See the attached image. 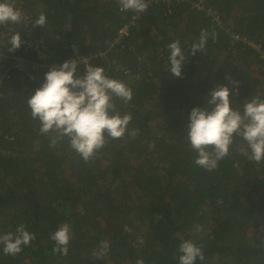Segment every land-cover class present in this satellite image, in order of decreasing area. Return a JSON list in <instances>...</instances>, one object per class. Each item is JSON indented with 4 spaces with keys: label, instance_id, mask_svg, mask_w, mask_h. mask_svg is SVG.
Returning a JSON list of instances; mask_svg holds the SVG:
<instances>
[{
    "label": "trees",
    "instance_id": "trees-1",
    "mask_svg": "<svg viewBox=\"0 0 264 264\" xmlns=\"http://www.w3.org/2000/svg\"><path fill=\"white\" fill-rule=\"evenodd\" d=\"M200 1L262 53L231 42L198 11ZM13 2L22 19L0 25V41L29 32L45 55L42 65L31 66L32 49L0 48L6 54L0 60V235L24 224L36 238L15 256L0 247V264H179L184 240L202 248L205 259L194 264H264V162L240 155L246 144L235 137L229 155L209 172L195 165L197 154L185 138L188 113L208 107L207 94L218 85L230 89L234 110L264 99V0H147L141 14L121 11L117 0ZM41 13L46 25L32 27ZM131 22L115 41L119 26ZM202 30L208 34L204 52L189 55ZM177 40L186 57L181 77L168 71V45ZM91 54L89 64L131 89L127 104L115 103L121 115L131 114L129 131L139 134L108 140L85 162L67 139L50 147L27 99L51 62ZM14 57L31 66L32 78L13 65ZM84 69L77 65L81 75ZM64 223L71 231L67 255L53 253L49 239ZM102 242L108 252L95 259Z\"/></svg>",
    "mask_w": 264,
    "mask_h": 264
},
{
    "label": "clouds",
    "instance_id": "clouds-1",
    "mask_svg": "<svg viewBox=\"0 0 264 264\" xmlns=\"http://www.w3.org/2000/svg\"><path fill=\"white\" fill-rule=\"evenodd\" d=\"M117 3L121 11H133L138 14L145 13L149 7L147 0H117ZM196 8L214 24L223 28L231 42L247 44L262 53L258 43L251 37L234 32L222 24L213 6H205L200 1ZM213 12L218 16L217 20L213 18ZM21 19L22 12L15 8L13 0H0V25L18 24ZM27 19L30 20L29 16ZM46 23V16L41 13L34 20L32 27L44 28ZM26 34L31 35L25 38L31 46L26 49L22 45V48L32 49L37 56L36 50H40L36 47L37 38L32 33ZM212 37L215 40V33ZM207 39L208 34L202 30L198 42L191 45L189 55L204 52ZM21 44L20 34L16 32L7 38L6 42L0 41V48L6 47L8 52H14ZM168 49V71L175 77H181L186 57L180 42H171ZM34 58L33 55L32 59L27 58L31 61V66L35 64L32 62ZM77 63V59H69L52 66L44 74L40 87L28 97L27 106L32 119L39 122V133L50 138V147H55L60 141L67 139L68 146L88 162L108 140L120 139L126 132L135 138L139 129L129 131L128 125L132 116L121 115L115 103V100H121L127 104L133 96L131 89L123 82L107 77L102 67L93 66L88 62L81 75L77 70ZM21 66L22 69H17L32 77L31 66L26 68L23 62ZM226 79H229L234 87L238 86V82L232 81L230 77ZM229 95L230 89L227 86L218 85L207 94L208 107H193L187 116L185 138L189 148L197 154L194 163L209 172L217 169L219 162L229 155L235 137L241 138L246 144V147L237 149L240 155L256 164L264 162V99L252 98L243 103L241 111L230 107ZM196 230L202 229L197 227ZM124 231L130 232L131 229L125 225ZM35 238L34 234L25 229L24 224H20L16 227L15 234L9 232L0 235V247L5 255L15 256L22 251L23 246L29 245ZM49 239L54 241L53 253L67 255L71 239L69 224L60 225L50 233ZM261 243L264 245V241ZM108 249L107 242H102L101 246L93 251L92 256L102 259ZM178 251L179 264H194L197 259H205L202 248L191 240L182 241ZM136 264H144L143 259H137Z\"/></svg>",
    "mask_w": 264,
    "mask_h": 264
},
{
    "label": "built area",
    "instance_id": "built-area-1",
    "mask_svg": "<svg viewBox=\"0 0 264 264\" xmlns=\"http://www.w3.org/2000/svg\"><path fill=\"white\" fill-rule=\"evenodd\" d=\"M119 9H120V8H119ZM208 9H209V8H208ZM137 15H138V14H137ZM137 15L132 16V17H133V18H136ZM212 16H213L214 19H216V20L218 19V16L216 15L215 12L212 13ZM132 24H133V22L130 23L129 27H128L127 24H124V25H122V26H119V28L116 30V34H117L118 37L115 38V41H117V39L120 38V37H122V36H126V35L129 33V29H130V26H131ZM30 36H31V35H29V34H26V35H23V36L20 35L21 40H22V44H21V45H23V47L26 48V49H27V47L31 46V44L27 43V42L25 41V38H26V37H30ZM70 47H71L72 49H74V48L76 47V45L71 44ZM36 54H37L36 58H37L38 60L35 59V60H33L32 62L35 63V64H38V65H42V64L44 63V61H43V57H44L45 53L42 52L41 50H38V49H37V50H36ZM3 56L6 57V54L0 50V60L3 58ZM95 56H96V54H91L90 56H82V57H79V56H78V57H73L72 59H77V60H78L77 65H78V64H83V65H84V68H86V66H87V62H89V60H90L92 57H95ZM27 61H30V60H27ZM22 62H23V58H22V57H14V64H13V65H14L16 68L22 69V66H21V65H22ZM62 63H63V62H62ZM54 65H58V64L55 63V62H51V63L49 64V66H51V67L54 66ZM30 78H32V77L30 76Z\"/></svg>",
    "mask_w": 264,
    "mask_h": 264
}]
</instances>
